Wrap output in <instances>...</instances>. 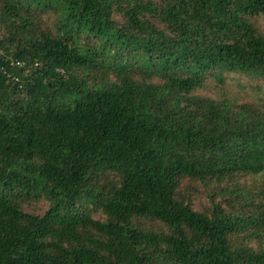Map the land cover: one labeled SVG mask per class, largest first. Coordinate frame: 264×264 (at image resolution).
<instances>
[{
  "label": "trees",
  "instance_id": "trees-1",
  "mask_svg": "<svg viewBox=\"0 0 264 264\" xmlns=\"http://www.w3.org/2000/svg\"><path fill=\"white\" fill-rule=\"evenodd\" d=\"M262 15L0 0V264H264V105L195 93H264Z\"/></svg>",
  "mask_w": 264,
  "mask_h": 264
},
{
  "label": "rangeland",
  "instance_id": "rangeland-1",
  "mask_svg": "<svg viewBox=\"0 0 264 264\" xmlns=\"http://www.w3.org/2000/svg\"><path fill=\"white\" fill-rule=\"evenodd\" d=\"M260 23L264 28V15H262ZM224 91H226L228 95L236 99L238 102L251 100L252 102H260L264 105V93H260V91H258L255 82H249L244 76L241 75H230L222 87H218L214 82L209 81L204 88L196 91L195 93L199 95L220 98L222 92ZM261 92H264V86H262ZM263 179L264 174L247 178V181H252L257 188H261ZM195 204L197 208H200L201 202L196 201ZM47 207L48 204L44 200L24 205V209L26 211L38 214H42L47 209Z\"/></svg>",
  "mask_w": 264,
  "mask_h": 264
}]
</instances>
